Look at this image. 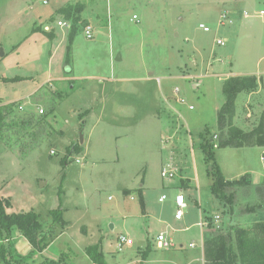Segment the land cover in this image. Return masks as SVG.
<instances>
[{
    "label": "rangeland",
    "instance_id": "rangeland-1",
    "mask_svg": "<svg viewBox=\"0 0 264 264\" xmlns=\"http://www.w3.org/2000/svg\"><path fill=\"white\" fill-rule=\"evenodd\" d=\"M66 1L0 0V104L19 101L21 111L47 114L36 138L21 140L31 148L0 139V196L14 212L32 208L52 236L62 230L39 252L20 248L25 238L13 228L0 236V251L11 262L16 252L31 253L24 264H202L207 227L197 223L218 214L219 227L247 225L246 204L258 194L236 190L231 216L212 206L206 219L198 205L217 201L201 144L215 143L225 178L264 182V144L216 147L222 82L234 73L258 80L256 93L237 94L234 125L264 124V0H78L72 35V21L57 12ZM223 12L231 24L219 23ZM245 100L250 117L238 116ZM162 168L174 177H161ZM177 193L186 202L180 219ZM159 232L173 246L158 248ZM120 234L132 239L129 249L114 247Z\"/></svg>",
    "mask_w": 264,
    "mask_h": 264
},
{
    "label": "trees",
    "instance_id": "trees-1",
    "mask_svg": "<svg viewBox=\"0 0 264 264\" xmlns=\"http://www.w3.org/2000/svg\"><path fill=\"white\" fill-rule=\"evenodd\" d=\"M80 10L70 3L57 10L59 14L72 21L70 35L74 34L73 29L79 19ZM257 87L258 81L255 75H231L223 80L221 90L224 102L216 114L218 130L216 147L260 146L264 144L262 120H259L258 124L248 131L233 123L237 94L256 90ZM19 106V101L0 104V139L10 142L11 146L16 145L29 149L31 144L25 140L21 142V140L26 136L31 139L36 138L37 131L40 130V125L45 122L47 114H28L21 111ZM34 127L35 130L30 131ZM213 136L215 137V134ZM214 145L215 143L206 142L201 144V147L205 158L211 162L209 169L213 182L210 193L217 201L216 209L231 216L236 204V190L241 188H254L258 196L253 203L246 204V210L250 213L247 225L238 226L228 223L219 227L213 224L212 218L209 220L206 230L202 233L203 264H264V182L253 184L249 174H243L236 179L225 178L213 158ZM9 206L8 198L0 196V236L5 233V238L8 239L10 231L15 228L28 241L31 251L41 252L62 231L60 230L52 236V229L43 228L36 212L29 210L8 213L6 208ZM57 211L52 213L55 215ZM205 218L208 219L209 216L205 215ZM55 220L60 222L61 226L66 225L60 212L55 216ZM86 250L94 261L100 263L101 253L97 251L96 246L87 247ZM12 251H14L13 246H11ZM30 255L31 253L21 256L16 252L13 255L16 259L11 262L6 260L4 250L0 251L4 264H24Z\"/></svg>",
    "mask_w": 264,
    "mask_h": 264
},
{
    "label": "built area",
    "instance_id": "built-area-1",
    "mask_svg": "<svg viewBox=\"0 0 264 264\" xmlns=\"http://www.w3.org/2000/svg\"><path fill=\"white\" fill-rule=\"evenodd\" d=\"M262 14H263V11L260 10L258 13H255V16H261ZM242 16L244 18H247V17L250 16V14H248L247 12H243ZM133 18H136V16L133 15ZM219 23L221 25L231 24L232 23V19L229 17L227 12H223V13L220 14ZM56 24L58 26H68L67 23L65 21H63V20H57ZM199 28H201L205 32L209 31V28L207 26H205L204 24H202V23L199 24ZM45 29H48V28L45 27ZM83 34H84L85 38H87V39H91L93 37L92 27L89 24H86L83 27ZM216 43L219 44V45H224V40L217 39ZM19 109H22V105L19 106ZM38 111L40 113L43 112V110L41 108H39ZM51 153H53V151H51ZM160 176L163 177V178H172V177H174V172H173V170L171 168L170 169L162 168L161 171H160ZM164 199H165L164 195H161L158 198L159 201H163ZM174 202H175V205H176V211H175L174 217H175V219H180L182 217V215H183V211L182 210H183V208L186 207V202H185L182 194H176L175 197H174ZM218 219H219V215L218 214H214V216H212V220H213L214 224H215V222L218 221ZM197 224L200 227L203 226V225L205 227H207L209 222L207 220H205L204 222H198ZM156 242H157L158 248L166 249V248H169V247L173 246L172 240L166 238L163 233H159L156 236ZM132 243H133V241H132V239L130 237H128L126 235H123V234H120V235L117 236L115 248L117 250H123L125 247L130 246ZM193 245H194L193 243H189L188 246L193 247ZM200 247H202V249H203L202 238H201V246Z\"/></svg>",
    "mask_w": 264,
    "mask_h": 264
},
{
    "label": "crops",
    "instance_id": "crops-1",
    "mask_svg": "<svg viewBox=\"0 0 264 264\" xmlns=\"http://www.w3.org/2000/svg\"><path fill=\"white\" fill-rule=\"evenodd\" d=\"M75 1H78V0H69V1H66L65 2V5L66 4H72L73 2H75ZM79 1H85V0H79ZM64 6V5H63ZM60 7H62V6H60ZM59 7V8H60ZM58 8V9H59ZM57 9V10H58ZM261 17V16H260ZM90 25V24H89ZM91 27H92V25H90ZM45 27H47V26H44V30H46V31H48V29H45ZM82 31H83V29H82ZM92 31H93V27H92ZM84 35V34H83ZM234 75H244V74H242V73H234ZM250 75H254V74H250ZM258 81V80H257ZM258 88V87H257ZM256 91H257V89L255 90V93H256ZM244 92H246V91H244ZM251 93H254V92H251ZM251 93H248L247 95L248 96H250L251 95ZM248 103L249 104H251L250 102H248L247 100H245V102H244V105H243V109H242V112L240 113V115H238V116H241L242 115V117H250V115H251V113L250 112H248V113H245L244 112V110L246 109V110H249V107H248ZM237 116V117H238ZM182 183V185H188V183H187V181L185 182V180L184 181H181ZM178 194V193H177ZM1 197H6L5 195H3V196H1ZM207 204H208V206L207 205H205V207L206 208H202L201 207V205H198V207H199V211H202V213H203V216H205L204 214H205V212L206 211H208L212 206L215 208L213 211L214 212H216L217 210H216V207H217V205L216 204H214V203H212V201L209 199V200H207ZM11 205V204H10ZM28 209H31L32 210V208H26V209H21L22 211H29ZM6 212H8V213H11V212H14V209H13V206L11 205L9 208L7 207L6 208ZM21 212V211H20ZM201 213V214H202ZM62 232V231H61ZM60 232V233H61ZM19 233V232H18ZM59 233V234H60ZM159 233H162V232H159ZM158 233V234H159ZM58 234V235H59ZM157 234V235H158ZM57 235V236H58ZM156 235V236H157ZM21 237H23V236H21ZM129 237V236H128ZM19 238V237H18ZM20 240V239H19ZM54 240V239H53ZM132 245V244H131ZM131 245L130 246H127V247H125V248H127V249H129L130 247H131ZM189 245V244H188ZM20 248L22 247V248H25V251H28V250H31V246H30V244L28 243V241L27 240H25V239H23L22 241H20V243H19V245H18ZM115 247V246H114ZM190 247V246H189ZM194 247V246H193ZM193 247H191V248H193ZM115 249V248H114ZM200 252H201V261H202V264H203V262H204V260H203V249H202V247H200ZM29 253V252H28ZM21 254H23V253H21ZM23 256V255H22Z\"/></svg>",
    "mask_w": 264,
    "mask_h": 264
},
{
    "label": "water",
    "instance_id": "water-1",
    "mask_svg": "<svg viewBox=\"0 0 264 264\" xmlns=\"http://www.w3.org/2000/svg\"><path fill=\"white\" fill-rule=\"evenodd\" d=\"M80 141L82 142V135L80 136ZM112 226V225H111Z\"/></svg>",
    "mask_w": 264,
    "mask_h": 264
}]
</instances>
